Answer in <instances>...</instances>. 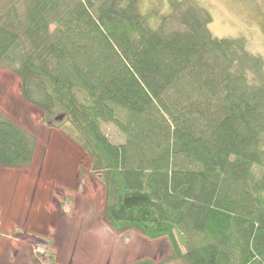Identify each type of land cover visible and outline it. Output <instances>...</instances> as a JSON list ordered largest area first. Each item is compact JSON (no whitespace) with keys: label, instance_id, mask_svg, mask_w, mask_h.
Returning a JSON list of instances; mask_svg holds the SVG:
<instances>
[{"label":"trees","instance_id":"1","mask_svg":"<svg viewBox=\"0 0 264 264\" xmlns=\"http://www.w3.org/2000/svg\"><path fill=\"white\" fill-rule=\"evenodd\" d=\"M139 2L0 0V65L44 123L64 114L113 230L165 237L186 264H264V59L192 0H169V30ZM35 147L0 110V168Z\"/></svg>","mask_w":264,"mask_h":264},{"label":"rangeland","instance_id":"2","mask_svg":"<svg viewBox=\"0 0 264 264\" xmlns=\"http://www.w3.org/2000/svg\"><path fill=\"white\" fill-rule=\"evenodd\" d=\"M192 2L211 16V35L245 37L264 59V0ZM137 7L153 12L151 23L164 14V27H177L169 0H140ZM0 110L36 141L30 165L0 168V264H131L148 258L186 264L171 256L165 237L117 232L106 223L102 181L64 114L44 123L42 111L21 99L19 78L1 65ZM101 127L113 142L123 141L111 123ZM180 249L184 252V245Z\"/></svg>","mask_w":264,"mask_h":264}]
</instances>
